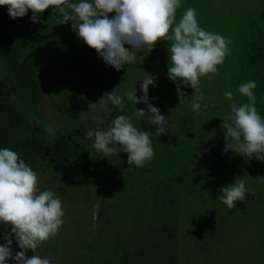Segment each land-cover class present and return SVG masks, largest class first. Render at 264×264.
<instances>
[{
  "label": "rangeland",
  "instance_id": "374dc122",
  "mask_svg": "<svg viewBox=\"0 0 264 264\" xmlns=\"http://www.w3.org/2000/svg\"><path fill=\"white\" fill-rule=\"evenodd\" d=\"M188 8L196 10L202 29L232 40L228 46L230 55L217 66L218 72L210 73L211 79L201 77L204 100L200 102L199 112L191 107L190 98L189 102L179 105L176 84L168 78V47L172 40L158 42L151 52L145 49L137 53L134 62L116 71L99 57L96 50L78 38L71 21L64 24L58 13H50L38 43L45 52L36 56L40 63L37 70L44 69L45 72L40 106L47 117L46 122L55 128L64 125L74 132L78 129L86 138L85 124L97 126L87 111L89 102H98L108 89L109 93L115 90L117 95L124 97L123 109L109 101L100 105L101 127L106 129L116 116L127 115L132 117L131 123L139 131H154L150 114L135 115L137 109L147 111V105H136L125 95L136 89L137 96H143L142 79L150 73L157 79L156 86H149V101L168 117L165 126L169 131L166 135L150 137L155 154L142 167L129 166L127 153L104 155L103 161L114 169L106 174L107 180L112 181L106 189H91L102 188V182L98 186L91 182V176L83 174L77 182H68L58 192L56 187L59 185L53 184L52 178L39 176L38 192L42 191V186H50L61 199L65 215L58 232L32 255L48 258L52 264H100V260L112 253L108 252L111 250L104 234L115 228L116 221L122 224L123 238L131 241L128 235L135 234V222L124 219L123 213L124 210L130 213L127 203L139 200L140 216L147 222L152 220V228L155 221L161 227L167 212L168 219L175 222L174 230L171 228L172 237L154 238L160 245L173 246L179 257L173 263L193 264L205 258L210 264L262 263L264 161L245 162V157L239 153L224 152L226 129L221 125L222 119L231 114L233 102L237 106L249 102L238 88L250 80L256 82L257 87L253 89L255 106L264 119V0H181L175 23H179ZM169 36H172L171 30ZM260 53L263 55L259 58ZM41 64L44 67H40ZM181 89L189 97L194 93L190 87L181 85ZM226 91L233 93V100L225 98ZM204 104L208 107L204 108ZM229 143L234 141L229 138ZM238 176L246 181L245 200L229 209L218 199L220 188L234 183ZM84 178L87 179L85 184L82 183ZM165 209L167 212L162 214ZM99 210L103 218L98 216ZM225 219H230L234 225L228 231V237L221 240L220 236L226 235L220 230ZM205 221H210L214 227ZM0 228V244H3L5 226L0 224ZM209 228L219 237L217 241L205 240L212 248L208 258L204 255L209 247L202 249L198 237L211 234ZM12 248L14 253L21 251L15 237ZM141 248L134 240L125 250H130L133 258L140 254ZM28 252L31 255V250Z\"/></svg>",
  "mask_w": 264,
  "mask_h": 264
},
{
  "label": "clouds",
  "instance_id": "9594fccd",
  "mask_svg": "<svg viewBox=\"0 0 264 264\" xmlns=\"http://www.w3.org/2000/svg\"><path fill=\"white\" fill-rule=\"evenodd\" d=\"M180 4L181 0H79L77 3L71 0H0V6L7 7L13 20L27 16L31 10L32 22L39 23L40 14L51 8L64 24L71 21L78 38L96 50L99 57L116 71L134 62L137 53L145 49L151 52L158 42L172 40L168 47V78L176 84L179 105L189 102L190 98L191 107L199 112L200 102L204 100L201 77L211 79L209 74L218 72L217 66L230 55L228 46L232 40L202 29L194 8H188L179 23H175ZM156 79V75L146 73L142 79L144 95L141 97L137 96L136 89L125 93L128 101L147 105V111L137 109L135 115L150 114L154 131H139L131 123L132 117L127 115L116 116L106 129L100 126L103 119L99 106L105 103V97L123 109L124 97L117 95L115 90L105 93L98 102H89L87 111L97 122L95 127L85 124L86 139L93 141L92 158L127 153V164L137 167L151 160L155 153L150 137L166 135L169 131L165 126L168 117L149 101V86H156ZM181 85L194 89V93L189 97ZM256 87V82L251 80L239 86L238 92L249 102L240 106L233 102L231 114L222 119L221 125L226 129L223 151L239 153L245 157V162L252 159L264 161V119L255 106L253 89ZM224 96L233 100L230 91H226ZM229 138L234 143H229ZM37 185V173L15 151L0 149V224L6 230L10 229L2 237L5 243L0 244V264H9L10 261H15V264H52L48 258L27 255L29 250L35 253L64 223L61 199L51 190L38 192ZM245 185L246 181L238 176L234 183L220 188L218 199L233 209L238 201L245 200ZM13 237L21 251L13 252Z\"/></svg>",
  "mask_w": 264,
  "mask_h": 264
},
{
  "label": "trees",
  "instance_id": "16d2710c",
  "mask_svg": "<svg viewBox=\"0 0 264 264\" xmlns=\"http://www.w3.org/2000/svg\"><path fill=\"white\" fill-rule=\"evenodd\" d=\"M50 13H52L51 8L41 13L39 23L32 22L31 10L27 16L13 20L8 14L7 7L0 6V149L10 148L15 151L19 158L37 173L38 177L52 178L53 184L59 185L56 187L58 192H61L68 182L69 184L77 182L83 174L91 176L93 178L91 182L98 186L99 182H102V188L91 187V189H106L107 184L112 182L107 180L106 174L114 169L103 161L104 155L91 157V152H94L91 147L93 141L83 138L82 132L78 129L74 132L75 130H69L71 127L68 128V126L63 125L60 128L51 126L50 122L45 121L47 117L40 106L43 96L41 83L45 72L44 69L37 70V64L40 63L36 61V56L45 52V50L41 51L38 43L42 31L50 20ZM261 55L263 54L260 53L257 56L260 58ZM40 67L44 65L41 64ZM106 93H109L108 89ZM65 179L67 181H64ZM97 180L100 181L97 182ZM86 182L87 179H82V183ZM41 189L42 191L51 190L50 186H42ZM138 201L127 203L126 205L130 206V213L127 210L123 213L124 219L135 222V234L128 235L131 241L123 238L122 224L116 221L115 228H112L110 233L104 234L105 242L111 250L108 252L112 253L100 260V264H175L172 261L179 258L173 246L169 248L166 244L160 245L158 240L154 239L158 236L172 237L171 228L173 227L174 230L175 222L168 219L169 212L166 209L162 212V214L167 212L168 215L162 218L161 227L154 220L155 224L152 228V220L147 222L143 220L142 215L140 216L142 211L138 208ZM98 216L103 218L100 210ZM103 222L110 224L108 221L103 220ZM205 223L214 227L210 221ZM233 225L230 219L227 221L225 219L222 224L223 229L220 228V230L226 235L222 234L221 240L228 237L230 233L228 231ZM3 230L10 231L6 228ZM209 232L211 234H207V237L203 235L198 237L199 245L204 250V247L208 246V239L217 241L219 237L211 228ZM134 240L139 247H142V250L139 255L132 258L130 250L125 249ZM211 249L209 247L205 250L204 257L211 254ZM27 255L31 256L29 252ZM262 256L261 264H264V253ZM9 264H15V261H10ZM193 264L210 263L209 259L205 258L204 261H194Z\"/></svg>",
  "mask_w": 264,
  "mask_h": 264
}]
</instances>
